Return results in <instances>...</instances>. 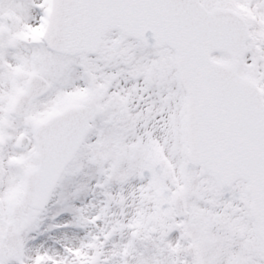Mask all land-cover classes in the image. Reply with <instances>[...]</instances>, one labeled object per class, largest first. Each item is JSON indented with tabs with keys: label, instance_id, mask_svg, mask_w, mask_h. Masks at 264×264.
I'll use <instances>...</instances> for the list:
<instances>
[{
	"label": "snow or ice",
	"instance_id": "1",
	"mask_svg": "<svg viewBox=\"0 0 264 264\" xmlns=\"http://www.w3.org/2000/svg\"><path fill=\"white\" fill-rule=\"evenodd\" d=\"M0 264H264V0H0Z\"/></svg>",
	"mask_w": 264,
	"mask_h": 264
}]
</instances>
